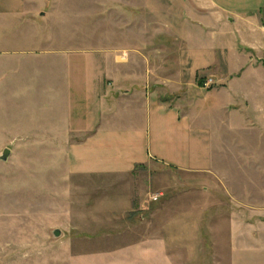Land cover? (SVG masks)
<instances>
[{
    "label": "rangeland",
    "instance_id": "374dc122",
    "mask_svg": "<svg viewBox=\"0 0 264 264\" xmlns=\"http://www.w3.org/2000/svg\"><path fill=\"white\" fill-rule=\"evenodd\" d=\"M71 1L61 0L63 29L48 33L61 36V56L1 70L0 155L11 154L0 159V264H264L263 119L252 126L219 106L205 171L154 159L129 177L70 174L72 142L55 131L72 128L83 90L114 87L102 59L124 36L108 29L104 0H73L74 29ZM173 155L182 165L193 157Z\"/></svg>",
    "mask_w": 264,
    "mask_h": 264
},
{
    "label": "crops",
    "instance_id": "0c3cea01",
    "mask_svg": "<svg viewBox=\"0 0 264 264\" xmlns=\"http://www.w3.org/2000/svg\"><path fill=\"white\" fill-rule=\"evenodd\" d=\"M104 2L108 29L124 38L117 44L119 53L110 49L102 59L114 87L83 90L72 128L64 134L58 128L62 124L55 128V135L72 142V176L129 177L154 159L205 171L212 158L207 121L218 116L219 106L252 126L264 120V0ZM62 5L61 0H0V77L14 60L21 65L62 55L61 36H48L63 29ZM77 7L72 0L74 29ZM210 78L214 85L205 89ZM181 151L193 156L188 165L173 160ZM123 200L126 206L132 203L129 196Z\"/></svg>",
    "mask_w": 264,
    "mask_h": 264
},
{
    "label": "water",
    "instance_id": "95a60500",
    "mask_svg": "<svg viewBox=\"0 0 264 264\" xmlns=\"http://www.w3.org/2000/svg\"><path fill=\"white\" fill-rule=\"evenodd\" d=\"M10 154H11V150H10L9 148H6V149L3 151V153L0 155V159H1V160H7L8 157L10 156ZM60 233H61L60 230H55V231H54V235H56V236H59Z\"/></svg>",
    "mask_w": 264,
    "mask_h": 264
},
{
    "label": "built area",
    "instance_id": "2783aa9c",
    "mask_svg": "<svg viewBox=\"0 0 264 264\" xmlns=\"http://www.w3.org/2000/svg\"><path fill=\"white\" fill-rule=\"evenodd\" d=\"M213 84H214V81H213V79L210 78V79L205 80V82L203 83V87L205 89L211 88L213 86Z\"/></svg>",
    "mask_w": 264,
    "mask_h": 264
},
{
    "label": "trees",
    "instance_id": "16d2710c",
    "mask_svg": "<svg viewBox=\"0 0 264 264\" xmlns=\"http://www.w3.org/2000/svg\"><path fill=\"white\" fill-rule=\"evenodd\" d=\"M263 63H264V60H263Z\"/></svg>",
    "mask_w": 264,
    "mask_h": 264
}]
</instances>
